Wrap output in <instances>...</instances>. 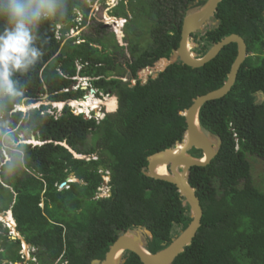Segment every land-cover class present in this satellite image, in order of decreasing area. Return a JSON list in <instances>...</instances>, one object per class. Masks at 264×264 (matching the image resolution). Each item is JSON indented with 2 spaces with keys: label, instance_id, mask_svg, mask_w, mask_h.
<instances>
[{
  "label": "trees",
  "instance_id": "trees-1",
  "mask_svg": "<svg viewBox=\"0 0 264 264\" xmlns=\"http://www.w3.org/2000/svg\"><path fill=\"white\" fill-rule=\"evenodd\" d=\"M94 1L31 0L39 18L28 27L39 55L26 69L12 70L11 90L0 85V129L9 132L10 123L14 130L13 142L6 140L11 160L3 161L0 153V213L12 210L17 230L36 248L38 264L104 260L119 236L137 227L153 232L147 250L156 253L189 226L190 207L175 185L145 175L148 158L183 139L184 111L224 84L238 55L232 43L200 68L179 61L143 82L141 69L157 66L178 48L184 17L197 0H148L140 7L139 0H128L134 17L127 25L140 14H150L153 22L145 46L142 31L126 30L132 56L126 67L107 51L110 44L120 46L95 21ZM125 6L122 0L112 15L128 17ZM213 20L218 25L193 34L199 44L194 53L204 55L236 33L247 43L248 57L231 91L200 110L202 128L219 135L222 147L209 165L190 170L203 217L192 244L172 264H264V180L255 183L249 160L264 161V0H222ZM12 26L0 18V34ZM74 29L80 33L71 36ZM128 73L134 85L121 79ZM76 76L92 78V87L104 94L115 93L118 109L100 121L69 105L53 115L44 103L13 111L15 103L31 105L42 96L51 103L83 99L87 90L71 89ZM18 132L42 143L24 142ZM62 143L90 158L75 157ZM190 153L203 155L197 149ZM106 173L111 194L101 197ZM70 175L76 180L60 189ZM6 232L0 230V264L23 261L21 240ZM127 253L125 264H143Z\"/></svg>",
  "mask_w": 264,
  "mask_h": 264
},
{
  "label": "water",
  "instance_id": "water-1",
  "mask_svg": "<svg viewBox=\"0 0 264 264\" xmlns=\"http://www.w3.org/2000/svg\"><path fill=\"white\" fill-rule=\"evenodd\" d=\"M198 1L189 5V10L183 20L178 48L172 51L169 58L160 59L156 63L158 64L157 66L146 67L141 70V73L142 71H146L148 75L153 72V77L155 78L159 72L164 71L169 65L179 61L193 68H200L217 57L225 46L232 43H236L238 46V55L228 74V79L224 84L216 90L196 97L191 106L184 111L183 115L186 118L187 129L183 135V139L178 141L175 147L150 155L148 158V166L145 169L146 176L175 185L177 191L185 198V204L190 207L192 220L189 226L173 238L170 244L156 253H152L146 249L148 242L145 236L151 239L154 237L153 232L147 227H137L126 231L111 246L103 261L95 259L91 264L125 263V260L122 259V254L119 258H115L118 250H122L121 253L124 251L134 252L143 264H172L177 256L183 253L187 246L192 244L201 226L203 208L197 195V189L191 184L190 170L195 166L209 165L222 147V138L202 128L200 110L207 102L223 98L231 91L236 82L240 67L248 57V46L241 35L233 33L215 43L204 55L198 56L194 53L191 44L193 34L208 26L210 22L214 26L218 25L219 20L213 19L222 0H205L204 5L196 6ZM196 45L199 46L198 43ZM161 61H165V65H159ZM91 92L93 93V90ZM33 138L35 139V135H33ZM62 144L67 146L75 157L85 158V156L79 155L67 143ZM193 149L201 150L203 156L197 158L192 155L190 151ZM161 164L165 166L167 175L158 173L157 170ZM100 168L103 170L102 166ZM8 213L12 214V210L0 213V219ZM142 231L145 234L144 239L141 237ZM20 238L24 240L23 237ZM5 263H9V261L5 260Z\"/></svg>",
  "mask_w": 264,
  "mask_h": 264
},
{
  "label": "rangeland",
  "instance_id": "rangeland-1",
  "mask_svg": "<svg viewBox=\"0 0 264 264\" xmlns=\"http://www.w3.org/2000/svg\"><path fill=\"white\" fill-rule=\"evenodd\" d=\"M96 1V3H95ZM92 7L94 9L93 11V15L96 17V19L98 21H96L97 23H100L102 22V27L105 28V34H107V36H111L114 34L115 38L117 39V42H118V45L120 46V49H115L112 44H110V47L107 48V51H110L113 56L116 58L117 60V63L118 64H122V67H126V61L127 60H130V58L132 57L131 56V53L128 49V40H129V36L128 34L126 33V30L127 32L129 33H132L134 30H140L143 32V36H142V39H140V42L143 46H145L147 44V41L149 39V31H150V28H151V24L153 22V18L150 14H140L138 17H135L134 20H132L130 22L129 25H127L129 23V21L131 20L132 17H134L133 13H131V9H130V3L128 2V0H124V3L126 4V6L124 7V10L127 12L128 14V17H116L112 15L111 11H112V8L114 6H116L118 4V2L120 0H95ZM148 0H139L138 4H137V7H140V6H144V4H146ZM109 2V3H108ZM108 5V6H106ZM119 18H122L123 21L126 20L127 23H124L122 25V20L120 21ZM116 19H118V21H116ZM102 20V21H101ZM210 24H212L210 22ZM209 24V25H210ZM213 25V24H212ZM208 26L204 27L202 30H200L199 32H201L202 34L206 31ZM198 33V32H197ZM71 36L73 35H77V32L74 31V32H71L69 33ZM133 35V34H132ZM191 44H192V51L196 48V41H195V38H193V40H191ZM198 47V46H197ZM101 48V47H100ZM123 48V49H122ZM194 52V51H193ZM81 65L78 66V70L81 69ZM145 73V74H144ZM142 74V76H141ZM153 76L154 73L152 72L151 74H147L146 71H142L141 73V70L139 71V76H141V79L143 82H146L148 77L149 76ZM76 81L75 83L71 86V89H77L78 86H87L86 89L88 88V85L89 83L88 82H91V79L90 77L88 78H79L78 76L75 77ZM124 82H128L130 81L132 83V85H134V81L133 79L131 80L130 79V75L129 73L125 75V77L121 78ZM89 80V81H88ZM85 89V90H86ZM92 88H88L87 89V93H86V97L84 96L83 99H80L79 101L81 100H89V96L91 97V100L93 99H96L95 97H98L99 99H106V97H116L117 98V101L115 98H110L112 99L113 101L111 102H118V106H119V100H118V96L115 94V93H112L108 96V94H104V93H100V94H95V96L92 94L91 92ZM93 96V97H92ZM93 98V99H92ZM259 100H263V96L260 94L259 97H258ZM47 97L46 96H42V100L38 103L36 102L37 104L35 105H38L40 103H44V104H47L49 101H47ZM90 100V101H91ZM63 105H69V106H73V110L74 112L77 111L78 113H81L83 111H85L87 114L86 116L89 117V110H92V106H89L90 108L87 109V108H84V107H76L74 105H72L71 102H66V103H63ZM21 106H23L25 109H22L21 107H15V110H17L18 108L19 109H22L23 111H28L30 109V107H33L34 105H30V106H27L26 104H21ZM27 106V108H26ZM100 112L96 111L97 113H92L91 115H93V117L97 118L98 121H100L107 113H112V112H115L117 110V105L115 106V108L113 109H110L109 107H105L104 105H100ZM36 107V106H35ZM52 107H58V109L61 107L59 106V104H52ZM84 108V109H83ZM87 109V110H86ZM2 118V116L0 117ZM7 130L9 132H3L2 129H0V153H1V157H3V161H9L11 160V154L9 153V151H7V147H6V140H10L13 142V129L11 128V125L10 123H8V128ZM18 137L22 140V141H30V142H36L33 138V135L29 137H26L25 133L24 132H18ZM93 142V137H89L88 139V145H91V143ZM97 156H94L92 158L96 159ZM90 157L87 156L86 159H89ZM252 160V167H253V178H254V181L257 185L261 184L264 180V161L261 160L260 158L256 157V156H250L249 157V160ZM103 172V171H102ZM73 180H76V178L74 177V175H70L66 180H65V184L64 185H61L60 183L58 184L59 188L60 189H63V188H68L69 185L68 183L70 181H73ZM109 183H110V176L108 175V173H106L105 177H104V184H103V187L101 188V192H100V195L101 196H110L111 194V191H110V186H109ZM8 215H12V214H8ZM0 230L2 233H5L7 229V234H9V236H11L13 239H16L14 237V232L12 231V228L9 226L10 224H8V222L6 221H0ZM141 237L142 239H144V232L142 231L141 232ZM146 239L148 238V236H145ZM22 252H24V254L27 253V248L25 247H29L28 249V254H29V258L27 259V263H19V264H30V262L32 260L36 261L35 258H32V253L36 250L35 247H33V245L30 247L29 246H26L25 242H22ZM29 262V263H28ZM4 263H5V260H4ZM35 264H37V262H35Z\"/></svg>",
  "mask_w": 264,
  "mask_h": 264
},
{
  "label": "clouds",
  "instance_id": "clouds-1",
  "mask_svg": "<svg viewBox=\"0 0 264 264\" xmlns=\"http://www.w3.org/2000/svg\"><path fill=\"white\" fill-rule=\"evenodd\" d=\"M103 1H105V0H103ZM121 1L122 0H120L118 2V4L116 6H114L113 8L117 7ZM95 3H96V1H95ZM95 3H94V5H95ZM106 6H108V5H106ZM35 7H36V5H34L31 2V0H0V18H4V19L8 20L13 25L10 30H6L4 33L0 34V85H2L4 88H6L8 90L12 89V83L13 82L10 79L11 74H12V70L13 69H26L29 65L34 63L35 59L39 55L37 50L35 48L31 47L32 36L30 34V30L28 27L29 24L35 23L39 18V12L33 11V9ZM93 11H94V9H93ZM119 19H122V18H119ZM95 21H98V20L96 19ZM116 21H118V19H116ZM100 23H102V22H100ZM124 23H127L126 20H124ZM74 31H76V29L72 30L71 32H74ZM76 32H77V34H79L80 30L76 31ZM73 36H76V35H73ZM141 70H143V69H141ZM78 77L79 78H88V77H81V76H78ZM133 81L135 84L136 80H133ZM88 83H89L88 88H92V90H93L92 94L94 96L96 93L97 94L103 93V92L98 91V89H95L94 87H92L91 82H88ZM80 87H81V89L85 90L87 86H85V88H83V86H80ZM109 95L110 94H108V96ZM85 97H86V95H85ZM95 98H97V97H95ZM73 101H78V100H72L69 102H73ZM59 103H65V102H52V103L48 102L46 105H51V108L48 109V113H50L52 115L55 112L59 113L63 109L64 105L61 106L59 109H58V107H52V104H59ZM35 104H37V103L31 104L34 106L30 107V109L31 108H38L41 103L38 105H35ZM19 105L20 104L15 103V107H19ZM27 106H30V105H27ZM15 107H14V109H15ZM72 108H73V106H72ZM15 111H22L24 113L26 112V111H23L21 109H17ZM75 113L79 114L77 111H75ZM81 113L84 114L85 116L87 114L85 111H83ZM92 113L96 114L97 113L96 109L92 108V110H89L90 116L88 118L93 117V115H91ZM93 118H95V117H93ZM34 140L36 142L27 141V143H31L34 145L42 143L41 141H38L36 139V137ZM24 142H26V141H24ZM81 155L85 156L83 154H81ZM85 158H86V156H85ZM73 181H75V180H73ZM65 183H66L65 181H62L60 184L64 185ZM101 197H103V196H101ZM12 216H13V214H12ZM13 219H14L15 224L13 225V227H11L10 225L9 226L12 228V231L15 234L14 237L21 240V246H22V242H25L26 246L30 245V247H31L32 245L30 243H28L27 240L25 239V237L17 230V222H16L14 217H13ZM0 221H3V219H0ZM20 237H23L24 240H22ZM22 249H23V247L21 248V253L23 254L24 260L14 262L13 264H19V263H24V262L27 263V259L29 258V254H28L29 247H27V253L26 254H24V252H22ZM32 258H35V257L32 256ZM5 260H7V259H5ZM32 261L34 263H31ZM32 261L30 262V264H35V262H37V260L36 261L32 260ZM101 261H103V260H101ZM60 264H67V263L63 262Z\"/></svg>",
  "mask_w": 264,
  "mask_h": 264
},
{
  "label": "bare ground",
  "instance_id": "bare-ground-1",
  "mask_svg": "<svg viewBox=\"0 0 264 264\" xmlns=\"http://www.w3.org/2000/svg\"><path fill=\"white\" fill-rule=\"evenodd\" d=\"M165 61H161V63L159 64V65H161V66H163V65H165ZM93 97V96H92ZM89 98V100H81V101H73V102H71L72 103V105H74V106H80V107H84V108H89V106H92L94 109H96V111H100V105H104V104H108V106L110 107V108H112L113 106H114V104H113V102H110V100H109V98H115L116 99V101H117V98L116 97H106V99H99L98 97L96 98V99H93V100H91V97L89 96L88 97ZM91 100V101H90ZM117 107H118V102H117ZM59 106H63V103H59ZM105 107H106V105H104ZM22 108V109H25L23 106H21V104L19 105V108ZM116 107V108H117ZM18 108V109H19ZM26 108H27V106H26ZM83 108V109H84ZM115 108V109H116ZM21 109V110H22ZM86 109V110H87ZM158 173L159 174H162V175H167V171H166V169H165V166H163L162 164L158 167ZM9 214V213H8ZM8 214H5V216L2 218L4 221H5V219H6V222H8V224H10V226L11 227H13V225L15 224V222H14V219H13V216L11 215H8ZM11 214V213H10ZM10 222H12V223H10ZM25 248H27V247H25ZM122 252V250H118L117 252H116V254H115V258H119L120 257V255L122 254L121 253Z\"/></svg>",
  "mask_w": 264,
  "mask_h": 264
},
{
  "label": "flooded vegetation",
  "instance_id": "flooded-vegetation-1",
  "mask_svg": "<svg viewBox=\"0 0 264 264\" xmlns=\"http://www.w3.org/2000/svg\"><path fill=\"white\" fill-rule=\"evenodd\" d=\"M141 78V77H140ZM109 100H110V102L111 101H113L112 99H110L109 98ZM113 104H114V106L112 107V108H110L109 106H108V104H104V105H106L107 107H109L110 109H113V108H115V106H116V102L114 101L113 102ZM103 105V104H102ZM203 156V155H202ZM5 221H6V219H5ZM10 223H12V222H10ZM182 232V231H181ZM176 237V236H175ZM154 238V237H153ZM152 238V239H153ZM151 238H147V242H150L151 240H152ZM146 249H147V246H146ZM122 259L123 260H125V263L127 262V261H129V259H130V254L129 253H127V251H124L123 253H122ZM140 259V258H139ZM141 261V260H140ZM125 263H123V264H125Z\"/></svg>",
  "mask_w": 264,
  "mask_h": 264
},
{
  "label": "built area",
  "instance_id": "built-area-1",
  "mask_svg": "<svg viewBox=\"0 0 264 264\" xmlns=\"http://www.w3.org/2000/svg\"><path fill=\"white\" fill-rule=\"evenodd\" d=\"M109 3V2H108Z\"/></svg>",
  "mask_w": 264,
  "mask_h": 264
}]
</instances>
